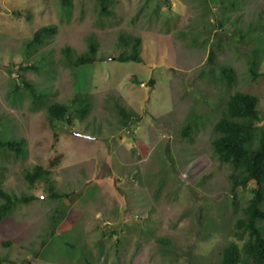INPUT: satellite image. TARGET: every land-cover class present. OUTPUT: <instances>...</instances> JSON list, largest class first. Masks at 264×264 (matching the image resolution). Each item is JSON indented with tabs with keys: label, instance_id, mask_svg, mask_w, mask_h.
Wrapping results in <instances>:
<instances>
[{
	"label": "rangeland",
	"instance_id": "rangeland-1",
	"mask_svg": "<svg viewBox=\"0 0 264 264\" xmlns=\"http://www.w3.org/2000/svg\"><path fill=\"white\" fill-rule=\"evenodd\" d=\"M71 1L0 0V142L23 138L27 151L0 148V186L35 197L0 223V264H220L240 213L213 126L243 92L260 99L264 128V0H106L101 17L97 0ZM47 25L57 34L28 47ZM121 36L142 39V63L117 61L129 52ZM91 40L98 61L69 64L65 50L83 55ZM220 65L236 71L234 88L211 84ZM53 103L71 124L49 116ZM118 104L140 120L123 125ZM191 120L199 128L185 141ZM58 155L47 180L25 179ZM50 186L67 197L50 198ZM237 194L246 206L250 188Z\"/></svg>",
	"mask_w": 264,
	"mask_h": 264
},
{
	"label": "trees",
	"instance_id": "trees-1",
	"mask_svg": "<svg viewBox=\"0 0 264 264\" xmlns=\"http://www.w3.org/2000/svg\"><path fill=\"white\" fill-rule=\"evenodd\" d=\"M99 4V14H110L106 0H97ZM64 7L72 5L71 0H61ZM58 28L55 25H47L38 29L28 43V47L41 45L46 40L55 36ZM251 39H255L253 32ZM121 43L129 48V52L121 54L117 61L121 63L136 62L142 63V39L140 37L121 36ZM262 50L257 49L254 58L250 59L251 72L255 75L257 60ZM69 64L76 68L94 65L97 60L98 44L90 41L89 50L83 55L73 56L71 49L65 50ZM263 54V53H262ZM215 53L210 51L208 61L214 64ZM36 69L33 66L19 65L18 70L25 72ZM23 78V77H22ZM211 84L223 86L227 89L234 88L237 84V74L232 67L218 66V70L210 76ZM32 100H36L37 89L26 77L21 81ZM20 89L19 84L16 85ZM77 102H82V96L76 97ZM225 110L213 126L215 138L212 140V148L221 163L231 166L232 171L228 176L231 183V193L233 194L232 210L240 213L234 224V231L229 240V245L222 253L220 264H264V128L258 124L262 121V114L259 110L260 99L252 94L235 92L226 100ZM120 119L125 126H129L133 121H139L140 117L134 111H130L121 106H116ZM49 116L58 121L69 119V108L65 104L53 103L47 107ZM83 114L87 115L89 105L83 109ZM83 115V116H85ZM198 124H193L192 120L186 122L181 130L180 137L185 140H193L198 131ZM0 148L4 149L8 156L22 158L26 155L25 139L0 142ZM62 158L58 155L50 162V166H35L31 171L25 173V179L32 185L41 180H47L52 175V169ZM252 186V187H251ZM240 188H250L251 197L246 206H240L237 190ZM52 199H64L67 196L56 193L50 186ZM20 198L5 191L0 186V223L13 214L19 204H24L34 200Z\"/></svg>",
	"mask_w": 264,
	"mask_h": 264
},
{
	"label": "water",
	"instance_id": "water-1",
	"mask_svg": "<svg viewBox=\"0 0 264 264\" xmlns=\"http://www.w3.org/2000/svg\"><path fill=\"white\" fill-rule=\"evenodd\" d=\"M75 135H78V134L75 133Z\"/></svg>",
	"mask_w": 264,
	"mask_h": 264
}]
</instances>
